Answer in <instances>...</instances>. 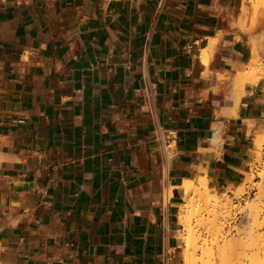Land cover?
<instances>
[{
  "label": "crops",
  "instance_id": "0c3cea01",
  "mask_svg": "<svg viewBox=\"0 0 264 264\" xmlns=\"http://www.w3.org/2000/svg\"><path fill=\"white\" fill-rule=\"evenodd\" d=\"M241 8L0 0V264H183L175 187L238 186L264 130Z\"/></svg>",
  "mask_w": 264,
  "mask_h": 264
},
{
  "label": "rangeland",
  "instance_id": "374dc122",
  "mask_svg": "<svg viewBox=\"0 0 264 264\" xmlns=\"http://www.w3.org/2000/svg\"><path fill=\"white\" fill-rule=\"evenodd\" d=\"M240 1L239 25L252 33L260 20L264 19V14L255 13L256 2ZM252 43V58L246 73L239 72L244 75L243 81L239 84L235 80L236 90L232 97H237L238 104L246 83L255 85L264 79L262 37H255ZM229 106L233 108V105ZM254 142V158L243 182L225 191L208 188L210 195L218 197V203H207L192 191L185 200L181 192L178 213L181 230L177 237L183 264L186 261H191V264H252V261L264 264V130L255 133ZM198 179H185L182 184L189 189ZM172 194L168 191L169 197ZM194 239L198 249L193 253V248L186 249L188 244L193 245ZM184 251L190 255L187 260Z\"/></svg>",
  "mask_w": 264,
  "mask_h": 264
},
{
  "label": "bare ground",
  "instance_id": "6f19581e",
  "mask_svg": "<svg viewBox=\"0 0 264 264\" xmlns=\"http://www.w3.org/2000/svg\"><path fill=\"white\" fill-rule=\"evenodd\" d=\"M245 1H251V2H256V4H255V13H261V14H264V0H243V2H245ZM218 41V40H217ZM216 41V42H217ZM214 39H211V43H210V47H212L213 48V44H214ZM210 47L209 48H204L203 50H202V56H201V58H202V60H203V62H205V63H208V61L210 60V53H212V51H213V49L211 48L210 49ZM212 50V51H211ZM210 51V52H209ZM252 62H254V61H252ZM245 73H246V71H245ZM239 74V73H238ZM246 75H248V74H246ZM242 77H244V75L243 74H239L238 75V79H236V81L239 83L240 81H243V80H241L242 79ZM246 78V77H245ZM240 84V83H239ZM227 104H229V105H233V110L234 111H236L237 110V108H238V103H237V97L235 96V97H231L228 101H227ZM238 111H236V113H237ZM218 129V127L217 128H215V130H217ZM218 131V130H217ZM218 133H219V131H218ZM214 134H216V133H214ZM218 136V135H217ZM218 138V137H217ZM0 161H1V159H0ZM169 187V189H168V191L169 192H171L172 193V189H173V187H171V186H168ZM208 188H209V182H208V179H207V177L206 176H200L199 177V179H198V182H196V181H194V184L193 185H191V187L188 189V188H186L183 184H181V185H179V186H177V187H175V189L177 190V191H181L182 193H183V199H187V196L189 195V193L192 191V192H194V193H196V194H198L199 195V197L201 198V199H204V201L205 202H207V203H209V202H212V201H215L216 203H218V197H216L215 195H210V193H209V191H208ZM215 226H213V228H214ZM216 228V230L218 229L217 227H215ZM214 228V229H215ZM178 236V235H177ZM191 236V235H190ZM181 239H183L184 241H185V239L183 238V237H181ZM197 242H196V239H194V242H193V245L191 246L190 244H188L187 245V249L186 248H184V250L186 249L187 251H188V249L189 248H193V253L195 252V250H196V248L198 249V245L196 244ZM197 245V246H196ZM197 251V250H196ZM185 253V254H184ZM184 255H186V252L184 251ZM190 255L188 254V252H187V255H186V260H187V258L189 259L190 257H189ZM186 264H191V261H186ZM252 264H255L254 263V261H252Z\"/></svg>",
  "mask_w": 264,
  "mask_h": 264
},
{
  "label": "built area",
  "instance_id": "2783aa9c",
  "mask_svg": "<svg viewBox=\"0 0 264 264\" xmlns=\"http://www.w3.org/2000/svg\"><path fill=\"white\" fill-rule=\"evenodd\" d=\"M160 140L162 143L163 150L169 153L170 152V138L166 135H160Z\"/></svg>",
  "mask_w": 264,
  "mask_h": 264
}]
</instances>
